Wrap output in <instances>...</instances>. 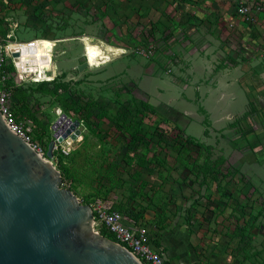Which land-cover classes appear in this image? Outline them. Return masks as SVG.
<instances>
[{
    "label": "rangeland",
    "instance_id": "1",
    "mask_svg": "<svg viewBox=\"0 0 264 264\" xmlns=\"http://www.w3.org/2000/svg\"><path fill=\"white\" fill-rule=\"evenodd\" d=\"M84 38L122 55L80 71ZM0 39L60 42L12 103L46 141L80 123L58 167L82 205L152 223L173 264H264V0H0Z\"/></svg>",
    "mask_w": 264,
    "mask_h": 264
},
{
    "label": "water",
    "instance_id": "2",
    "mask_svg": "<svg viewBox=\"0 0 264 264\" xmlns=\"http://www.w3.org/2000/svg\"><path fill=\"white\" fill-rule=\"evenodd\" d=\"M12 52L21 71L19 49ZM52 129L59 142L81 135L80 123L64 114ZM55 140L48 145L49 158ZM61 182L60 171L12 133L0 112V264H142L93 230L92 207L59 188Z\"/></svg>",
    "mask_w": 264,
    "mask_h": 264
},
{
    "label": "built area",
    "instance_id": "3",
    "mask_svg": "<svg viewBox=\"0 0 264 264\" xmlns=\"http://www.w3.org/2000/svg\"><path fill=\"white\" fill-rule=\"evenodd\" d=\"M254 1L228 0L233 13L246 20L251 16ZM50 41L58 42L55 40ZM32 44L33 41L17 44L19 45L18 47H13L12 42L2 43L0 39V112L6 126L12 133L20 137L38 156L52 163L59 170V160L63 158L64 161L70 154V147L68 145L74 143V139L68 137L63 142H59L53 138L52 140H55L53 158H49L47 151L50 142L46 145L44 141L36 137L32 121L26 117L17 115L12 103L13 91L16 87L14 84L26 79L22 78L23 73L38 74L40 71L39 63L41 59L37 56V48L30 46ZM13 48L19 49V68L21 71H18L13 57ZM23 49H26L27 52L23 53ZM261 56L264 61V47L261 51ZM50 58H48V61ZM23 59L26 60L24 61ZM61 176L62 182L59 188L70 189L71 186L64 181L62 173ZM91 207L94 214L92 227L96 233L100 234L98 229L104 227L115 237L113 241L128 250L142 264H171L166 258V253L156 244L157 228L155 225L148 221L136 222L133 218L124 215L118 210L106 209L102 206Z\"/></svg>",
    "mask_w": 264,
    "mask_h": 264
},
{
    "label": "bare ground",
    "instance_id": "4",
    "mask_svg": "<svg viewBox=\"0 0 264 264\" xmlns=\"http://www.w3.org/2000/svg\"><path fill=\"white\" fill-rule=\"evenodd\" d=\"M83 43V56L86 58V65L85 68H98L102 65H106L112 62V57L118 58L121 57L122 52L119 48L111 47V46H101L97 44H92L87 38L81 39ZM60 42H52L43 39H37L33 41V44L30 46H34L37 48V56L42 59V56L47 58L51 57L48 62L46 63H39L40 71L38 74H32L29 72H24L22 78L29 79L33 83H40V82H50L53 81L54 78L57 76V69L55 66V54L56 51V44ZM52 46V51L50 48L46 46ZM13 47H18L19 45L13 43ZM29 46V45H26ZM56 50V51H55ZM55 51V53H54ZM49 56V57H48ZM58 115L61 114V110L57 111ZM81 140V137L78 139V142ZM71 141V140H70ZM69 142V141H68Z\"/></svg>",
    "mask_w": 264,
    "mask_h": 264
},
{
    "label": "trees",
    "instance_id": "5",
    "mask_svg": "<svg viewBox=\"0 0 264 264\" xmlns=\"http://www.w3.org/2000/svg\"><path fill=\"white\" fill-rule=\"evenodd\" d=\"M51 83H52V82H40V83H34V84H32V85H33V86H36V87H38V88H46V87H47L49 84H51ZM18 89H19V87H17V88L15 87V91L18 90ZM21 108H22V107H21ZM14 109H15V107H14ZM15 112H16L17 115H20V116H23V117H26V118L30 119L29 116L25 115L26 113H25V111H23V110H16V109H15ZM34 127H35V126H34ZM128 130L130 131L132 137L135 139L136 136H137V134H138V129H134V128H130V129H129V128H128ZM34 133H35L36 137H37L38 139L44 141V143H45L46 145L50 142V140H49V141H46L45 139H43V137L37 133L36 129L34 130ZM206 160L209 161L208 158H207ZM65 161H66V158H65L64 161H63V158H60L58 166L66 165V162H65ZM58 169L61 171V173H62V175H63V178H64V181L67 182L64 172H63L59 167H58ZM113 187H115V185H112L111 188H113ZM70 189H72V188H70ZM105 236L108 237V238H110V239H112V240H115V237H114L111 233H109L108 231H107V235H105ZM163 251L165 252L164 249H163Z\"/></svg>",
    "mask_w": 264,
    "mask_h": 264
},
{
    "label": "crops",
    "instance_id": "6",
    "mask_svg": "<svg viewBox=\"0 0 264 264\" xmlns=\"http://www.w3.org/2000/svg\"><path fill=\"white\" fill-rule=\"evenodd\" d=\"M230 6V5H229ZM230 8H231V6H230ZM232 10V9H231ZM249 111V106L247 107V105H246V108L244 109V111L242 110V112L240 113V114H238V115H244V114H246L247 112ZM172 248V247H171ZM173 252V248H172V251L171 250H169L168 252H166V258H167V260H168V262L169 263H171V264H173V262H171L170 261V258H169V254H171Z\"/></svg>",
    "mask_w": 264,
    "mask_h": 264
}]
</instances>
